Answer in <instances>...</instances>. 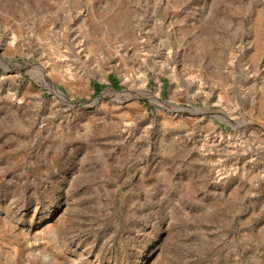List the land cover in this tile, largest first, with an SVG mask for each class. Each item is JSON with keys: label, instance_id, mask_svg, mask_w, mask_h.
Returning a JSON list of instances; mask_svg holds the SVG:
<instances>
[{"label": "rangeland", "instance_id": "374dc122", "mask_svg": "<svg viewBox=\"0 0 264 264\" xmlns=\"http://www.w3.org/2000/svg\"><path fill=\"white\" fill-rule=\"evenodd\" d=\"M0 264H264V0H0Z\"/></svg>", "mask_w": 264, "mask_h": 264}, {"label": "trees", "instance_id": "16d2710c", "mask_svg": "<svg viewBox=\"0 0 264 264\" xmlns=\"http://www.w3.org/2000/svg\"><path fill=\"white\" fill-rule=\"evenodd\" d=\"M111 82H112V84H113V86H114L115 88L118 87V83H117L115 80L111 79ZM96 88H99V87H96Z\"/></svg>", "mask_w": 264, "mask_h": 264}, {"label": "bare ground", "instance_id": "6f19581e", "mask_svg": "<svg viewBox=\"0 0 264 264\" xmlns=\"http://www.w3.org/2000/svg\"><path fill=\"white\" fill-rule=\"evenodd\" d=\"M144 83V82H143Z\"/></svg>", "mask_w": 264, "mask_h": 264}]
</instances>
